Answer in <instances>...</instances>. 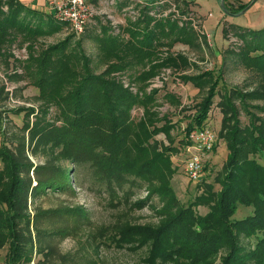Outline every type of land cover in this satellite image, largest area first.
I'll return each instance as SVG.
<instances>
[{"label":"rangeland","instance_id":"1","mask_svg":"<svg viewBox=\"0 0 264 264\" xmlns=\"http://www.w3.org/2000/svg\"><path fill=\"white\" fill-rule=\"evenodd\" d=\"M57 1L60 0H46L47 9L42 16L30 14L32 21L38 18L46 21L42 34L29 40L20 34H11V41L0 42V148L4 146L10 153L25 156L32 162L30 173L23 176L35 183L37 165L58 164L62 169H69L60 148L54 151L40 135L34 134L38 124L61 125L62 119L60 106L39 96L40 89L31 83L28 69L26 71V66L35 68L32 56L64 41L66 52L84 56L92 72L99 74L117 69L110 75L139 94L142 102L131 110L132 117L135 121L145 119L149 129L156 132L147 141V157L167 150V145L173 146L164 153L169 162L157 167L152 184L167 183L180 206H187L204 195V182L214 184L218 190L216 177L222 176L229 154L225 138L219 136L229 129L223 127L224 118H229L227 123L230 124L238 122L242 128L252 124V120L260 123V119L255 118L264 119V67L249 63L239 54L244 45L237 34L240 29L223 20L222 29L217 25L210 31L194 0L189 4L183 0H160L149 14L169 17L171 22L187 26L194 33L190 41L175 40L177 32L161 35L150 55L144 48L137 49L129 31L135 28L133 22L144 14V0H88L94 7V16L80 35L69 22L54 16ZM219 2L221 4V0ZM4 8L7 9L5 5ZM136 53H141L142 57ZM154 64H157L154 75L144 78L142 75ZM74 66L81 69L78 64ZM200 75L198 83L184 80L185 76ZM216 81L215 94L203 124L218 133V142L204 156L201 180L193 182L184 167L186 128ZM147 95L152 97L146 98ZM256 158L264 165V154ZM3 165L0 157V170ZM72 186L73 191L29 194L26 208L20 203L19 210L29 214L32 222L29 225L27 214L23 213L14 218L23 240L15 264H186L184 258L152 261L151 240L139 234L120 232L122 226L159 224L170 214L164 207L169 197L161 199L157 193L149 196L148 187L144 186L132 189L126 196H110L106 189L90 181L84 186L75 183ZM73 207L84 208L88 218L79 217L74 221L77 218L70 216L69 232L50 229L48 219L33 223L38 211ZM194 209L200 214L209 210L204 203L196 204ZM0 210H7V205L0 204ZM252 211V207L239 205L235 218H244ZM2 219L0 216V264H12L11 236Z\"/></svg>","mask_w":264,"mask_h":264},{"label":"trees","instance_id":"2","mask_svg":"<svg viewBox=\"0 0 264 264\" xmlns=\"http://www.w3.org/2000/svg\"><path fill=\"white\" fill-rule=\"evenodd\" d=\"M159 1L144 0V14L133 22L135 28L129 29L137 49L144 48L150 55L161 35L177 32L175 40L190 41L194 33L187 26L171 22L169 17L157 18L149 14ZM183 1L189 4L193 0ZM253 2L235 4L225 0L224 11L228 15H238ZM43 13L21 0H0V42L11 41V34H20L27 40L42 34L46 21L41 18L32 21L29 17ZM236 27L244 42L239 54L249 63L264 67V28ZM136 42H140L139 46ZM65 44L61 41L42 49L31 57L35 68L26 66V71L28 69L31 83L40 89L39 96L60 106L62 119L61 125L38 124L34 134L40 135L54 151L60 148L61 156L69 162V169H62L58 164L37 165L33 183L31 178L23 176L30 173L32 162L25 156L10 153L4 146L0 148L4 163L0 170V204L7 205V210H0V216L11 236L12 264L20 257L23 241L14 218L21 213L27 214L19 210L20 203L26 208L29 194L73 191V183L84 186L88 181L106 189L110 196H126L132 189L144 186L148 187L149 196L157 193L161 199L169 197L164 207L170 214L159 224L120 228L123 234H139L152 241V261L184 258L186 264H264V165L256 158L264 154V119L255 118L260 119V123L252 120V124L242 128L238 122L230 124L227 123L229 118H224L223 127L229 129L219 136L225 138L229 154L222 176L216 177L220 188L215 190L214 184L204 182L205 194L187 206H180L167 183L152 184L157 167L169 162L164 153L173 146L167 145V150L147 157V141L156 132L149 129L145 119L135 121L132 117L131 110L142 102L139 94L110 75L117 69L94 73L84 56L67 53ZM136 56L142 57V54L136 53ZM156 67L154 64L142 76L154 75ZM200 78L201 75L185 76L184 80L198 83ZM216 85L217 81L200 104L192 123L188 124L187 135L195 127L204 126ZM184 142L187 144L188 138ZM198 203L207 205L208 212H197L194 206ZM239 205L252 207V213L235 218ZM10 210L15 211L14 214L10 215ZM25 216L30 225L32 218L29 214ZM70 216L78 221L79 217L87 219L88 213L82 207L53 208L36 212L33 223L48 219L50 229L69 232Z\"/></svg>","mask_w":264,"mask_h":264},{"label":"built area","instance_id":"3","mask_svg":"<svg viewBox=\"0 0 264 264\" xmlns=\"http://www.w3.org/2000/svg\"><path fill=\"white\" fill-rule=\"evenodd\" d=\"M53 13L60 21L69 22L74 32L80 35L84 33L88 22L94 16V7L88 0H60L56 2ZM14 100L23 103L21 100ZM25 105L31 106V103ZM187 138L189 142L184 148L185 173L190 181L198 182L204 173V156L216 147L218 133L204 125L195 127L188 133Z\"/></svg>","mask_w":264,"mask_h":264},{"label":"crops","instance_id":"4","mask_svg":"<svg viewBox=\"0 0 264 264\" xmlns=\"http://www.w3.org/2000/svg\"><path fill=\"white\" fill-rule=\"evenodd\" d=\"M32 8L47 9L46 0H21ZM116 2L119 0H115ZM127 1V0H126ZM197 4L198 13L204 16V24L210 31L217 25L222 29V22L229 21L238 27L249 29L264 28V0H254L253 4L238 15H228L222 8L219 0H194ZM235 4L247 3L250 0H229ZM49 10V9H48ZM54 14V13H53ZM222 20V21H221ZM222 31V30H221Z\"/></svg>","mask_w":264,"mask_h":264},{"label":"water","instance_id":"5","mask_svg":"<svg viewBox=\"0 0 264 264\" xmlns=\"http://www.w3.org/2000/svg\"><path fill=\"white\" fill-rule=\"evenodd\" d=\"M221 6H222V8L224 9L225 8V0H221ZM245 10V9H244ZM243 10V11H244Z\"/></svg>","mask_w":264,"mask_h":264}]
</instances>
